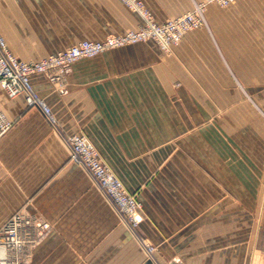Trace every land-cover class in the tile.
I'll return each mask as SVG.
<instances>
[{"label": "crops", "instance_id": "crops-1", "mask_svg": "<svg viewBox=\"0 0 264 264\" xmlns=\"http://www.w3.org/2000/svg\"><path fill=\"white\" fill-rule=\"evenodd\" d=\"M65 1V26L44 39L14 21L40 7L4 10L13 24L0 31L17 59L142 20L121 0ZM143 1L165 21L203 0ZM207 18L209 27L186 34L172 54L112 52L74 67L65 95L34 75L56 125L0 86V111L12 123L0 137V232L17 212L48 224L21 253H6L10 263L264 264V0L210 4ZM77 132L140 191L138 233L69 161L66 137ZM138 234L158 247L155 257Z\"/></svg>", "mask_w": 264, "mask_h": 264}, {"label": "built area", "instance_id": "built-area-1", "mask_svg": "<svg viewBox=\"0 0 264 264\" xmlns=\"http://www.w3.org/2000/svg\"><path fill=\"white\" fill-rule=\"evenodd\" d=\"M124 1L131 8L142 14L147 25L144 30L132 32L129 36L121 37V40L112 38L103 42L82 41L76 46L68 48L65 52L40 61L29 62L17 59L10 51L5 38L0 33V84L12 96L24 94L29 106L39 108L45 117L51 123L55 124L56 117L52 108L33 86L32 77L34 75L42 73L50 77L53 81H56L58 85L57 90L61 94H66L68 90L65 85L64 74L67 73L70 64L77 58L93 55L108 47H114L124 42L126 38L139 40L153 33L155 35H162L163 39L161 41L168 43V38H173V35H168V37L165 36L166 34L163 35L164 30L174 28L175 35L178 34L177 36L179 37L191 25L195 27L203 25L204 19L202 12L206 10L208 5L217 4L225 7L235 2V0H205L198 3L196 14L186 15L185 17L163 25L166 27H161L147 13L141 0ZM56 67H58V70L55 71ZM11 126V121L0 111V137ZM68 143L71 150L70 161L84 166L119 212L125 213L128 216L130 215V220L133 224H136L138 222L136 218V210L139 207L138 202L125 187L115 171L101 159L93 142L86 135L76 133L69 136ZM43 231L44 224L38 220L21 212L15 213L0 232V264H20L19 261L10 263L6 257V253L8 251L21 253L26 245L40 238L43 235Z\"/></svg>", "mask_w": 264, "mask_h": 264}, {"label": "rangeland", "instance_id": "rangeland-1", "mask_svg": "<svg viewBox=\"0 0 264 264\" xmlns=\"http://www.w3.org/2000/svg\"><path fill=\"white\" fill-rule=\"evenodd\" d=\"M121 1L123 2V4L131 12L140 15L142 20H141V23L137 27L128 29V30H126L124 32H120V33H111V34H109V35H107V36H105L103 38L80 39L77 42H75L73 45L68 46V47H66V48H64V49H62L60 51H57V52H54V53H50L46 57H44L42 59H39V60H24V61H29V62L30 61H40V60H43V59H45L47 57L58 55V54H60L62 52H65L68 48L76 46L77 44H79L82 41H93V42L100 41V42H103V41H106V40L112 39V38L120 39L121 37L129 36V34L132 33V32L139 31V30H144L145 26H147V25H146V20L144 19L142 14L139 11H136L135 9L131 8L124 0H121ZM141 1L143 3V6H144V1L143 0H141ZM203 1H205V0H203ZM203 1H201V2H203ZM17 3H28V4H33V5H36V6L40 7L39 10H37V11L19 13L20 17H16L14 19V21L20 23V25L22 27H27L28 30L36 31L35 36H37L39 38L44 39V38H46V36L50 37V33L51 32H54V31L58 32L61 29L60 27H64L66 22H67L66 21V11L64 10V6L66 4L65 0H0V28H1V24L2 23H4L5 25H7V22L9 23V25L13 24V21H12V24H11V21H7L6 18H5V20H3L2 19V15H4V14L6 15L7 14L6 12H4V10H6L7 7L9 8V10H13L14 6ZM198 3H200V2H198ZM198 3H195L193 9H191L190 11H187V12H185V13H183L181 15L175 16V17H171V18H169V19H167L165 21H158L154 17V14L152 12L148 11L147 9H145V10L152 17L153 21L157 25H159L161 27H166V26H163V25H165L166 23H168L170 21L177 20V19H179L181 17H185L186 15H190V14L194 15V14H196L197 13L196 8H197ZM208 7H209V5L207 6L206 10L204 12H202V17L204 19V23L200 27H195L194 25H191L179 37L177 36L178 34L175 35V29L174 28L173 29L164 30L163 31V35L166 34L165 36H167V37H168V35H173V38H168V43H164V42L161 41L163 39L162 35H157V34L155 35L153 33L151 35L150 34L146 35V36L142 37L139 40L126 38V40L124 42H121V43H119L118 45H116L114 47H108L107 49L99 51V52H97V53H95L93 55L82 56V57L77 58L73 63L70 64L69 70L67 71V73L64 74L65 85H66V88H67L68 92H69V83H70L69 77H70V74L72 73V70H73L74 67H77L79 65L81 66V64L83 65V64H86V63H87V65L92 66L93 64H95V60H97V59H99L101 57H104L108 53L124 52V51L129 52V51L132 50V51H137V52H146L147 51L149 53H153L154 55L159 53V52L160 53L161 52L162 53H166V54H172L174 52V50H175V47H177V45L182 41V39L186 36V34H188L191 31L200 29V28H208L209 27L208 18H207ZM10 13L11 14H15V15L17 14V12H10ZM68 14L72 15V12H68ZM73 15H74V13H73ZM0 33L2 34L1 31H0ZM3 37L5 38L4 35H3ZM5 40H6V38H5ZM6 42H7V40H6ZM7 45H8V43H7ZM139 59L140 60H138V62H142L141 58H139ZM152 62L153 63H157L158 60H153ZM56 70H58V67L55 68V71ZM37 75L44 76L52 84L53 89L55 91H57L58 93H60L57 90L58 85H57L56 81H53L50 77H47L46 75H44L42 73L37 74ZM32 82H33V80H32ZM0 86L3 87L1 84H0ZM33 86H34L35 90L38 92V90L36 89L34 83H33ZM7 92L9 93L8 90H7ZM9 95H10V93H9ZM18 95H23L24 98H25L24 94H18ZM18 95H15V96H18ZM62 95H65V94H62ZM10 96H12V95H10ZM25 101H26V99H25ZM26 103H27V101H26ZM29 107H31V106H29ZM56 123H57V119H56ZM56 123L55 124L52 123V124L56 125ZM77 133H80V132H77ZM73 134H76V133H73ZM73 134H71V135H73ZM71 135H68L66 137L67 143H68V138ZM68 145H69V143H68ZM69 147H70V145H69ZM99 155H100V153H99ZM69 157H70V155H69ZM100 157L106 163V161L104 160V158L101 155H100ZM69 161H70V159H69ZM78 165H80V164H78ZM80 166L83 167L88 172V174L90 175V177L92 179H94L91 176V174L89 173V171L84 166H82V165H80ZM118 177L121 179V177L119 175H118ZM122 182H123V180H122ZM124 185H125V183H124ZM125 187H126V185H125ZM128 191L134 196V198L136 199V201L139 204V207L136 210V218L138 219V222L136 224H133L132 221L130 220L131 219L130 215L128 216L125 213H120L119 210L115 206L114 207L116 208V210L118 211V213L122 217V220L124 221V223H126L128 225V227L132 231H134L135 233H138L139 225H140V222L142 220V214L144 213V205H143V202H142V199H141V196H140V191H131L130 189H128ZM38 221L41 222L42 224H44L43 234H45L46 231H47V228H48V224L45 221H43V220H38ZM138 238L141 241V243L143 244V246L145 247L148 255L151 256V257L152 256L155 257L156 253L158 251V247L154 243L149 242L146 239V237H144L142 235L138 234ZM148 246H149V248H148Z\"/></svg>", "mask_w": 264, "mask_h": 264}, {"label": "water", "instance_id": "water-1", "mask_svg": "<svg viewBox=\"0 0 264 264\" xmlns=\"http://www.w3.org/2000/svg\"><path fill=\"white\" fill-rule=\"evenodd\" d=\"M145 264H155L152 259H149Z\"/></svg>", "mask_w": 264, "mask_h": 264}]
</instances>
